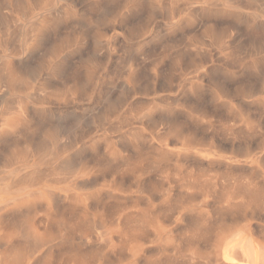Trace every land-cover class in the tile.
Segmentation results:
<instances>
[{
    "label": "rangeland",
    "instance_id": "374dc122",
    "mask_svg": "<svg viewBox=\"0 0 264 264\" xmlns=\"http://www.w3.org/2000/svg\"><path fill=\"white\" fill-rule=\"evenodd\" d=\"M251 1L0 0V254L264 264V0Z\"/></svg>",
    "mask_w": 264,
    "mask_h": 264
},
{
    "label": "bare ground",
    "instance_id": "6f19581e",
    "mask_svg": "<svg viewBox=\"0 0 264 264\" xmlns=\"http://www.w3.org/2000/svg\"><path fill=\"white\" fill-rule=\"evenodd\" d=\"M246 1H247V0H246ZM252 1H253V0H252ZM252 1H251V2H252ZM256 2H257V1H256ZM256 2H255V3H256ZM127 3H128V2H127ZM224 3H225V2H224ZM255 3H254V4H255ZM225 4H226V3H225ZM249 4H252V3H250V0H249ZM249 4H248V5H249ZM255 5H256V4H255ZM258 5H259V4H258ZM106 6H107V5H106ZM237 6H238V5H237ZM143 7H146V5L143 4ZM255 7H257V5H256ZM258 7H259V6H258ZM258 7H257V8H258ZM103 8H104V7H103ZM108 8H109V7H108ZM114 8H115V7H113V9H114ZM259 8H260V7H259ZM104 9H106V8H104ZM104 9H103V10H104ZM143 9H144V8H143ZM110 10H111V9H110ZM262 10H263V9H262ZM260 11H261V10H260ZM105 12H107V10H105ZM110 12H111V11H110ZM110 12H109V14H110ZM105 18H106V17H105ZM252 19H253V18H252ZM38 25H39V24H38ZM31 27H32V26H31ZM35 27H36V26H35ZM39 27H40V26H39ZM29 29H30V28H29ZM31 30H32V29H31ZM31 30H30L29 32H31ZM33 31H34V30H33ZM34 33H35V32H34ZM41 33H42V32H41ZM30 38H31V37H30ZM263 39H264V38H263ZM263 39H262V40H263ZM25 40H26V39H25ZM28 41H29V40H28ZM262 42H263V41H262ZM24 43H25V42H24ZM25 44H26V43H25ZM260 44L262 45V43H260ZM257 45H258V44H257ZM24 46H25V45H24ZM259 47H260V46H259ZM257 48H258V47H257ZM262 49H263V48H262ZM257 52H258V51H257ZM257 55H258V54H257ZM263 61H264V60H263ZM19 66H20V64H19ZM260 67H261V66H260ZM4 70H6V69H4ZM258 70H259V69H258ZM24 73H25V72H24ZM27 73H28V72H27ZM28 74H29V73H28ZM31 74H33V73H31ZM31 74H30V75H31ZM34 74H35V73H34ZM260 74H261V73H260ZM7 77H8V75H7ZM4 78H5V77H4ZM5 79H6V78H5ZM12 79H13V78H12ZM3 80H4V79H3ZM8 80H9V79H8ZM30 80H31V79H30ZM34 80H35V79H34ZM260 80H261V79H260ZM263 81H264V80H263ZM29 83H30V82H29ZM78 83H79V82H78ZM20 84H21V83H20ZM18 85H19V84H18ZM21 86H22V85H21ZM78 86H79V85H78ZM19 87H20V85H19ZM22 87H24V86H22ZM259 87H260V86H259ZM259 87H258V88H259ZM20 88H21V87H20ZM258 88H257V89H258ZM31 108H32V107H31ZM19 111H20V110H19ZM19 111H18V112H19ZM30 112H31V111H30ZM31 113H32V112H31ZM31 113H30V114H31ZM39 113H40V112H39ZM50 114H51V113H50ZM21 116H22V115H21ZM28 116H29V115H28ZM30 116H31V115H30ZM30 116H29V117H30ZM31 117H32V116H31ZM33 117H34V116H33ZM40 120H41V119H40ZM50 120H51V119H50ZM50 120H49V122H50ZM38 121H39V120H38ZM38 121H36V122H38ZM40 122H41V121H40ZM42 122H43V121H42ZM38 123H39V122H38ZM45 123H46V122H45ZM35 124H36V123H35ZM39 124H40V123H39ZM49 124H50V123H49ZM32 125H33V124H32ZM36 125H37V124H36ZM0 126H1V125H0ZM39 126H40V125H39ZM44 126H45V125H44ZM34 127H35V126H34ZM36 127H37V126H36ZM53 127H54V126H53ZM55 127H56V125H55ZM55 127H54V128H55ZM48 128H51L50 125H49ZM48 128H47V129H48ZM66 128H68V127H66ZM37 129H40V127H37ZM55 129H56V128H55ZM41 130H42V129H41ZM65 130H67V129H65ZM68 130H69V128H68ZM45 131H48V130H45ZM45 131H44V133H45ZM40 132H42V131H40ZM62 132H63V131H62ZM44 133H43V134H44ZM19 134H20V133H19ZM40 135H42V133H41ZM45 135H46V133H45ZM70 135H71V134H70ZM16 137H17V136H16ZM14 138H15V137H14ZM26 138H27V137H26ZM56 138H57V137H54L53 140H52V139L47 140V138H46V142H47V144H48V142H51V145H52L51 148H50V150L47 149V150H48V154H49L48 156H52V153H54V149H55V147H54V146H55V143H54V142L56 141ZM15 139H16V138H15ZM28 139H29V138H28ZM39 139H40V138H39ZM73 139H74V138H73ZM37 140H38V139H37ZM41 140H42V138H41ZM71 140H72V137H71ZM11 141H12V140H11ZM34 141H35V140H34ZM34 141H33V142H34ZM39 141H40V140H39ZM35 142H37V141H35ZM42 142H43V141H42ZM58 142H59V141H58ZM64 142H65V141H64ZM7 143H8V142H7ZM43 143H44V142H43ZM68 143H69V142H68ZM10 144H11V143H10ZM44 144H45V143H44ZM65 144H66V143H65ZM7 145H8V146H12V145H9V144H7ZM34 145H35V144H34ZM45 145H46V144H45ZM49 145H50V144H49ZM39 146H40V145L38 144V147H39ZM58 146H59V145H58ZM41 147H42V145H41ZM46 147H47V146H46ZM46 147H45V148H46ZM10 148H11V147H10ZM26 148H27V146H26ZM39 148H40V147H39ZM48 148H49V147H48ZM58 148H59V147H58ZM10 150H11V149H10ZM12 150H14V149H12ZM12 150H11V151H12ZM27 150H29V149L27 148ZM36 150H37V148H36ZM62 150H65V149H62ZM62 150L60 149V151H62ZM37 151H38V150H37ZM41 151H42V149H41ZM41 151H40V152H41ZM60 151H59V152H60ZM27 152H28V151H27ZM27 152H25V153H27ZM57 152H58V151H57ZM29 153H30V152H29ZM43 153H44V152H43ZM43 153H42V154H43ZM10 154H11V153H10ZM21 154H22V153H21ZM35 154H36V153H35ZM42 154H40V155L42 156ZM54 154H55V153H54ZM46 155H47V154H46ZM28 156H29V155H28ZM44 156H45V155H44ZM53 156H54V155H53ZM0 157H1V156H0ZM5 157H6V156H5ZM24 157H25V156H24ZM8 158H9V157H7V159H8ZM51 158H52V157H51ZM54 158H55V157H54ZM54 158H53V159H54ZM5 159H6V158H5ZM37 159H39V158H37ZM49 159H50V158H49ZM20 160H21V159H20ZM20 160H19V162H20ZM45 160H46V159H45ZM21 161H22V160H21ZM49 161H51V160H49ZM216 161H217V160H216ZM5 162H6V161H5ZM40 162H42V161H40ZM79 162H80V161H79ZM0 163H1V162H0ZM50 163H51V162H50ZM13 164H14V163H13ZM76 164H77V162H76ZM35 165H36V164H35ZM77 165H79V164H77ZM7 167H8V166H7ZM22 167H24V166H22ZM22 167H21V168H22ZM19 168H20V167H19ZM64 168L67 169V165H65ZM7 170H8V168H7ZM34 171H35V170H34ZM34 171H32V172H34ZM38 171H39V170H38ZM38 171H37V170L35 171L36 174H37ZM51 171H52V170H51ZM1 172H2V171H1ZM3 172H4V171H3ZM32 172H29V174H31ZM40 172H41V171H40ZM44 172H45V171H43V174H44ZM10 173H11V172H10ZM10 173H9V174H10ZM13 173H14V171H13ZM53 173H54V172H53ZM55 173H56V172H55ZM29 174L27 173V175H29ZM41 174H42V173H41ZM41 174H40V175H41ZM43 174H42V175H43ZM46 174H47V173H46ZM7 175H8V174H7ZM27 175L25 174V176H27ZM34 175H35V174H34ZM53 175H54V174H53ZM9 176H10V175H9ZM36 176H37V175H36ZM58 176H60V175H58ZM10 177H11V176H10ZM27 177H28V176H27ZM27 177H26V179H27ZM39 177H40V176H39ZM54 177H55V176H54ZM36 178H37V177H36ZM59 178H60V177H59ZM59 178H57V179H59ZM0 179H1V178H0ZM2 179H3V177H2ZM5 179H6V178H5ZM45 179H46V178H45ZM3 180H4V179H3ZM23 180H25V177H24ZM40 180H41V179H40ZM43 180H44V179H43ZM43 180H42V181H43ZM25 181H26V180H25ZM25 181H24V183H25ZM54 181H55V180H54ZM65 181H66V180H65ZM19 182H21V180H20ZM62 182H63V178H62ZM79 182H80V181H79ZM16 183H18V182H16ZM83 183H84V182H83ZM18 184H19V185H22L23 183H22V184L18 183ZM38 184L40 185V182H39ZM77 184H79V183H77ZM10 185H12V184H10ZM14 185H15V184H14ZM80 185H81V184H80ZM10 187H13V186H10ZM10 187H8V185H7V188H10ZM30 187H31V185H30ZM30 187H27V188H30ZM32 187H33V186H32ZM32 187H31V190H32ZM36 187H37V186H36ZM7 188H5V189H7ZM25 188H26V187H25ZM25 188H24V190H25ZM27 188H26V189H27ZM20 189H23V188H20ZM20 189H17V190H18L17 194H19V192H20L19 190H20ZM2 190H4V189H2ZM24 190H23V191H24ZM33 191H34V190H33ZM33 191H30V192H28V193H24V194H23L24 197H25V196H27V197H29V196H33V195H35L36 193H37V194H40V193H38V192H35V191L33 192ZM10 192H11V191H10ZM46 192L48 193V195H50V197H54V195H53L50 191H46ZM11 194H12V192H11ZM11 194H10V195H11ZM13 195H15V194H13ZM15 199L18 200L19 197H16V198H14L13 200H15ZM7 203H8V202H7ZM2 205H4V204H2ZM38 208H39V207H38ZM38 208H37V209H38ZM65 208H67V207H65ZM96 208H97V207H96ZM96 210H97V209H96ZM30 212H31V211H30ZM60 212H61V211H60ZM35 213H36V212H35ZM64 214H65V211H64ZM25 215H26V214H25ZM77 215H78V214H77ZM25 217H26V216H23V218L21 217V219H24V221H26V220H25ZM30 217H31V215H30ZM33 217H34V216H33ZM74 217H75V220H76V219H77V220L79 219V218H76L77 216H74ZM74 217H70V218L72 219V218H74ZM19 218H20V217H19ZM19 218L17 219V221L20 220ZM68 218H69V216H68ZM70 218H69V219H70ZM14 219H15V217H14ZM26 219H27V217H26ZM71 219H70V220H71ZM10 220H11V219H10ZM10 220H9V222H10ZM12 220H13V219H12ZM70 220H69V221H70ZM72 220H73V219H72ZM17 221L14 220V222H17ZM24 221L22 220V223H23ZM80 221H81V220H80ZM19 222H20V221H19ZM19 222H18V223H19ZM54 222H55V221H54ZM74 222H75V221H74ZM11 223H12V221H11ZM20 223H21V222H20ZM20 223L18 224V227H19V225L22 224V223H21V224H20ZM68 223H69V222H68ZM77 223H78V222H77ZM8 224H9V223H8ZM14 224H15V223H14ZM16 224H17V223H16ZM51 224H52V223H51ZM51 224H50V225H51ZM69 224H70V223H69ZM71 224H72V222H71ZM74 224H76V223H73V225H74ZM81 224H82V226H83V222H82ZM88 224H89V223H88ZM90 224H91V223H90ZM10 225H13V224H10ZM85 225H86V224H85ZM85 225H84V227H85ZM91 225H92V224H91ZM91 225H90V227H91ZM53 226H54V225H53ZM60 226H62V224H61V225H58V227H60ZM70 226H71V225H70ZM70 226H69V228H70ZM97 226H98V224H97ZM8 227H9V226H8ZM62 227H63V226H62ZM76 227H77V226H76ZM84 227H83V228H84ZM87 227L89 228V226H86L85 229H88ZM95 227H96V226H95ZM10 228H12V227H10ZM13 228H15V227H13ZM26 228H27V226H26ZM52 228H53V227H52ZM104 228H105V227H104ZM17 229H18V228H17ZM48 229H49V228H48ZM72 229H73V227H72ZM72 229H71V230H72ZM101 229H102V226H101ZM29 230H30V229H29ZM44 230H45V229H44ZM75 230H77V229H75ZM78 230H79V229H78ZM81 230H82V229H81ZM89 231H90V230H89ZM15 232H16V231H15ZM72 232H73V231H72ZM82 232H83V231H82ZM82 232H81V233H82ZM28 233H29V232H28ZM17 234H18V235L20 234L21 237L24 238V239H28V234H27L26 231H24L23 229H20V228H19V230L17 231ZM63 235H64V233H63ZM75 235H76V234H75ZM81 235H82V234H81ZM95 235H96V238H97L98 235H97V234H95ZM100 235H101V234H100ZM100 235H99V236H100ZM102 235H103V234H102ZM30 236H31V234H30ZM21 237H20V238H21ZM31 237H32V236H31ZM62 237H63V236H62ZM80 238H81V237H80ZM100 238H101V237H100ZM102 238H103V237H102ZM3 239H4V237H3ZM30 239L32 240V238H30ZM46 239H47V238H46ZM76 239H77V238H76ZM98 239H99V238H98ZM43 240H45V239H43ZM99 240H100V239H99ZM21 241H23V240H21ZM29 241H30V240H29ZM29 241H28V242H29ZM40 241H41V239H40ZM69 241H70V240H69ZM101 241H102V240H101ZM26 242H27V241H26ZM28 242H27V243H28ZM31 242H32V241H31ZM49 242H50V241H49ZM102 242H104V241H102ZM4 243H5V242H4ZM29 243H30V242H29ZM33 243H34V242H33ZM33 243H32V246H34ZM35 244H36V243H35ZM44 244H46V243H44ZM44 244H43V245H44ZM101 244H102V243H101ZM239 244H241V243H239ZM26 245H27V244H25V247H26ZM36 245H37V244H36ZM27 246L29 247V245H27ZM32 246H31V244H30L31 249H32ZM84 246H85V245H84ZM234 246H235V245H234ZM239 246H241V245H239ZM245 246H246V245H245ZM245 246H244V247H245ZM2 247H3V245H2ZM22 247L25 248V247L23 246V244H16V245H13V246L9 247L7 250H5V251H4V254H0V264H21V263H22V260L24 259V258H23L24 255H25L24 252L27 251V250H24V249H23V253H22V252H21V251H22V250H21ZM39 247H40V245H39ZM25 249H26V248H25ZM27 249L29 250L30 248H27ZM40 249H41V247H40ZM96 249H98V250H96ZM96 249H95L96 252H99V248H96ZM232 249H233V246H232ZM236 249H237V248H236ZM236 249H235V251H236ZM32 250H33V249H32ZM90 250H91V249H89V252H91ZM93 250H94V249H93ZM238 250H239V249H238ZM238 250H237V251H238ZM84 251H86V250H84ZM239 251H240V253H242L241 250H239ZM33 252H34V251H33ZM87 252H88V251H87ZM89 252H88V253H89ZM96 252H93L92 254L89 253L90 255L88 254V256H89V257H91V256L93 257V254L96 253ZM31 253H32V251H31V252L29 251V255H30ZM61 253H62V252H61ZM65 253L67 254L68 252H64V253H62V254H65ZM71 253H72V252H71ZM73 253H74V252H73ZM73 253H72V254H73ZM75 253H76V251H75ZM75 253H74V254H75ZM78 253H79V252H78ZM81 253L84 254V252H81ZM237 253H239V252H237ZM240 253H239V254H240ZM23 254H24V255H23ZM57 254H58V253H57ZM66 254L63 255L62 257L66 256ZM85 254H86V253H85ZM67 255H68V254H67ZM69 255H71V254H69ZM69 255H68V256H69ZM79 255H80V254H79ZM95 255H99V254H95ZM236 255H238V254H236ZM242 255H243V254H242ZM59 256H60V255H59ZM59 256H58V258H60ZM77 256H78V255H77ZM82 256H83V255H82ZM88 256H87V257H88ZM239 256H240V255H238V257H239ZM62 257H61V258H62ZM69 257H70V256H69ZM83 257H85V255H84ZM92 257H91V258H92ZM240 257H243V256H240ZM58 258H57V259H58ZM71 258H72V257H71ZM73 258H74V257H73ZM96 258H97V256H96ZM233 258H234V257H233ZM25 259H26V258H25ZM42 259H43V258H42ZM69 259H70V258H69ZM75 259H76V258H75ZM77 259H78V258H77ZM85 259H86V258H85ZM85 259H84V260H85ZM239 259H241V258H239ZM243 259H245V258H243ZM260 259H261V258H260ZM263 259H264V258H263ZM47 260H48V259H47ZM58 260L61 261L62 259H58ZM72 260H74V259H72ZM78 260H79V259H78ZM87 260H89V259H87ZM95 260H96V259H95ZM247 260H248V259H247ZM252 260H253V259H252ZM68 261H69V260H68ZM242 261H243V260H242ZM95 262H96V261H95ZM248 262H249V261H248ZM253 262H254V261H253ZM253 262H252V263H253ZM261 262L263 263V261H261ZM57 263H59V262H57ZM75 263H76V262H75ZM237 263H239V262H237ZM245 263H247V262H245ZM23 264H24V263H23ZM33 264H34V263H33ZM240 264H241V262H240ZM249 264H250V263H249ZM259 264H260V262H259Z\"/></svg>",
    "mask_w": 264,
    "mask_h": 264
}]
</instances>
